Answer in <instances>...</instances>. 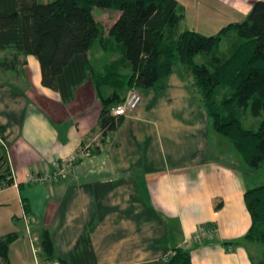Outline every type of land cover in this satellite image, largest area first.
I'll list each match as a JSON object with an SVG mask.
<instances>
[{
	"label": "crops",
	"instance_id": "obj_1",
	"mask_svg": "<svg viewBox=\"0 0 264 264\" xmlns=\"http://www.w3.org/2000/svg\"><path fill=\"white\" fill-rule=\"evenodd\" d=\"M253 1L177 0L183 12L178 29L216 33L244 18ZM98 50L105 55L102 63L111 58ZM7 53L0 50V59ZM25 61L16 68L0 66L1 143L12 176L11 184L0 183V236L16 233L10 264H58L41 250L43 228L65 259L88 233L96 264L149 263L176 246L190 250L193 264H252V249L263 254L258 243L243 241L231 249L222 244L242 237L251 224L243 199L249 182L224 152L227 143L214 134L180 62L172 63L161 89H141L138 105L102 134L90 77L63 98L41 83L34 55ZM91 141L90 154L66 175L27 181L28 173L52 170L55 161ZM25 211L31 223L23 219ZM207 227L214 233L194 240Z\"/></svg>",
	"mask_w": 264,
	"mask_h": 264
},
{
	"label": "trees",
	"instance_id": "obj_2",
	"mask_svg": "<svg viewBox=\"0 0 264 264\" xmlns=\"http://www.w3.org/2000/svg\"><path fill=\"white\" fill-rule=\"evenodd\" d=\"M94 6L117 12L106 31L92 13ZM182 17L177 0H0V50L8 52L0 66L16 68L26 63L25 56L34 55L41 83L63 98L90 77L101 105L98 125L105 134L123 116L113 115L112 106L132 87L161 89L178 61L199 93L214 132L226 138L248 166L258 168L264 162V0H254L244 18L213 34L179 30ZM94 45L117 57L96 70L90 58ZM198 54L203 60H196ZM246 109L261 117L256 127L243 126L241 113ZM3 132L0 124V183L11 184ZM243 199L251 224L242 237L222 244L249 241L264 246V182L248 185ZM220 206L218 201L215 207ZM87 234L77 239L76 250L65 259L56 254L50 231L43 228L41 250L58 264H96ZM15 238V232L0 236V264H10L9 245ZM251 261L264 264V252ZM141 264L193 263L190 250L176 246L165 257Z\"/></svg>",
	"mask_w": 264,
	"mask_h": 264
},
{
	"label": "rangeland",
	"instance_id": "obj_3",
	"mask_svg": "<svg viewBox=\"0 0 264 264\" xmlns=\"http://www.w3.org/2000/svg\"><path fill=\"white\" fill-rule=\"evenodd\" d=\"M41 2L45 1V0H40ZM92 13L95 17V19L97 21H99L103 27L104 30L106 31L108 26L111 24V22L113 21V19L115 18V16L117 15V12L113 9H109V8H101V7H97L94 6L92 8ZM97 44V43H95ZM108 55H110L111 58L108 57ZM105 56V55H104ZM104 56H102V53L100 50H98V47L96 45L93 46V48L90 51V58L92 60V62H95V69H102V67L107 63V61H105V63H102L104 61ZM106 57H108V60L117 57V53L113 54H106ZM196 60L197 61H201L203 60V57L201 56V54L196 55ZM104 64V65H103ZM103 65V66H102ZM102 66V67H101ZM117 70H121L120 67H117ZM124 70H121V72ZM221 97V95H219V98ZM261 117L255 118L250 114V110L246 109V110H242L241 113V122L243 124V126L245 127H256L257 124L259 123ZM215 135L220 136L221 141L224 143H227V147L228 149L224 150V152L230 155L232 162H234V165L237 167V169H239L241 172L245 173V177L247 178V181L249 182V185H254V184H260L262 182H264V162H262V164L258 167V168H253L248 166L242 159L240 153L230 145V143L226 140V138L222 137L221 135H219L218 133H215ZM100 137L98 135L95 136V138L93 139L94 141L97 139H99ZM91 144L93 145V141H91ZM252 248H250L251 250ZM254 250V249H252ZM252 254L255 256L254 258L259 259L260 255H258L256 252L257 250L254 252L252 251Z\"/></svg>",
	"mask_w": 264,
	"mask_h": 264
},
{
	"label": "built area",
	"instance_id": "obj_4",
	"mask_svg": "<svg viewBox=\"0 0 264 264\" xmlns=\"http://www.w3.org/2000/svg\"><path fill=\"white\" fill-rule=\"evenodd\" d=\"M140 99H141V91L136 87H132L127 91L126 96L124 97L121 103L112 106L111 113L113 115H125L138 105ZM91 149H92L91 142H87L83 144L78 151L71 154L67 158L60 161H55L53 163L52 170L47 171L44 174L28 173L27 181L31 183H41L45 181H52L61 176H64L68 173V171L77 161H79L83 156L90 154ZM22 216L26 224L31 223L32 219L27 214L26 211L23 213ZM214 230L215 229L213 227L200 228L194 233L193 238L194 240H200L203 237L211 236L214 233ZM32 250L35 253L37 251V248L33 247Z\"/></svg>",
	"mask_w": 264,
	"mask_h": 264
}]
</instances>
